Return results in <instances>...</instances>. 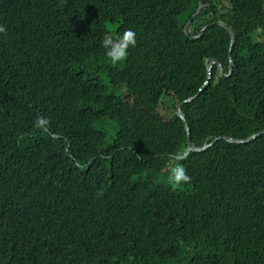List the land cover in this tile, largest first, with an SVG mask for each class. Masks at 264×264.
I'll return each instance as SVG.
<instances>
[{
    "label": "trees",
    "instance_id": "trees-1",
    "mask_svg": "<svg viewBox=\"0 0 264 264\" xmlns=\"http://www.w3.org/2000/svg\"><path fill=\"white\" fill-rule=\"evenodd\" d=\"M201 2L187 33L223 21L230 50L221 26L183 33L198 0H25L23 40L0 10V264H264V133L222 138L264 130V0ZM126 29L113 66L102 40ZM229 58L181 106L195 146L216 138L186 151L173 108Z\"/></svg>",
    "mask_w": 264,
    "mask_h": 264
},
{
    "label": "clouds",
    "instance_id": "clouds-1",
    "mask_svg": "<svg viewBox=\"0 0 264 264\" xmlns=\"http://www.w3.org/2000/svg\"><path fill=\"white\" fill-rule=\"evenodd\" d=\"M0 10L7 17L18 22V24H19L18 29L20 32L21 40L25 39L24 36L22 38L23 33H21V24L23 23V15H24V10H25V0H0ZM6 37H7L6 26L0 24V41H2L7 48H9ZM136 45H137L136 32L132 29H126L119 36H113L111 33H109L102 40V47H104L106 50L105 55L113 66H116V65L126 61L128 54H129V51H128L129 48L130 47L134 48V47H136ZM21 50H22V48H21ZM0 59H1V55H0ZM230 60L232 61V59L229 58L228 64H229ZM213 65H212V67H213ZM207 66H208V64H207ZM221 66H222V64H221ZM212 67L210 69V74H211ZM222 68H223V66H222ZM233 68H234V65H233ZM43 70H49V64ZM218 70H219V67H218ZM227 71H228V69H227ZM27 72H28V74H30L29 71H27ZM208 74L209 73L207 70V77H208ZM219 74H220V72H219ZM211 78H212V75H211ZM0 79L2 80V72L0 73ZM204 82H203V84H204ZM200 88L198 89V92L196 93L197 95L202 91L201 90L199 92ZM193 96H191V97H193ZM188 98H190V97H188ZM192 100H190L188 102H191ZM173 110H174V108H173ZM179 110H181V107ZM49 126H50L49 118L42 116V115H38L36 120L34 121V124H33V127L36 130L41 131V132H47ZM186 151H189V150L186 149ZM186 151L184 152V154L186 153ZM128 153L129 152H125L121 155L116 156V170H117V168L123 169L125 167V165H126L125 161L127 160ZM184 154L181 156H178L176 154L169 156V164L167 166L168 167L167 182L173 191L179 190L182 188V186L188 185L192 182V177L186 171L185 166L179 162V159L181 157H183ZM137 158H139V157H137ZM114 172L112 174H114ZM98 195H103V193L100 192V193H98Z\"/></svg>",
    "mask_w": 264,
    "mask_h": 264
},
{
    "label": "water",
    "instance_id": "water-1",
    "mask_svg": "<svg viewBox=\"0 0 264 264\" xmlns=\"http://www.w3.org/2000/svg\"><path fill=\"white\" fill-rule=\"evenodd\" d=\"M204 4L201 2V0H198V5L195 9V11L193 12L192 16L188 19V21L186 22L185 26L183 27V33L185 34L186 37H189L191 39H194V38H197L199 37L203 31L208 27V26H211V25H218V26H221L223 28H225L228 33H229V36H230V47H229V50L231 49V47L233 46L234 44V41H235V34L234 32L232 31L231 27L224 23L223 21H213L211 23H207L205 24L199 31V33L197 35H190L187 33V28H188V25L190 24L191 20L196 17L198 15V13L200 12V10L203 8ZM213 64H217L218 67H219V72H220V75L222 78H227L231 75L232 71H233V62L230 60L229 64H228V71L225 73L221 64L219 63V61L217 60H212L208 66H207V70H208V77L206 79V81L204 82V84L201 86L199 92L204 88V86L208 83L209 79L211 78V74H210V69L212 67ZM197 96V94H195L193 97H190V98H187V99H184L182 101H180L175 107H174V112L177 116H179L183 122H184V127H185V131H186V136H187V150H191V151H195V152H200V151H203L205 149H207L208 147H210L215 141H216V138H214L211 142L209 143H205L203 144L202 146H195L191 140H190V135H189V127H188V124H187V121L185 120L183 114L180 112V107L183 103L185 102H188L192 99H194L195 97ZM264 133V130H261L255 134H252L250 135L249 137L245 138V139H233L231 137H228V136H225V137H222L224 140L226 141H229V142H233V143H246V142H249L253 139H255L258 135Z\"/></svg>",
    "mask_w": 264,
    "mask_h": 264
},
{
    "label": "rangeland",
    "instance_id": "rangeland-1",
    "mask_svg": "<svg viewBox=\"0 0 264 264\" xmlns=\"http://www.w3.org/2000/svg\"><path fill=\"white\" fill-rule=\"evenodd\" d=\"M219 79V78H218ZM162 113H164L165 111L164 110H161Z\"/></svg>",
    "mask_w": 264,
    "mask_h": 264
}]
</instances>
